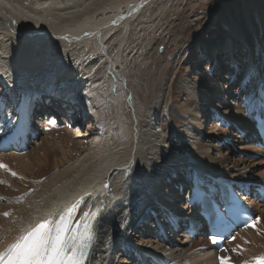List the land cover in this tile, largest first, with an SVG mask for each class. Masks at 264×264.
Instances as JSON below:
<instances>
[{
    "label": "bare ground",
    "instance_id": "bare-ground-1",
    "mask_svg": "<svg viewBox=\"0 0 264 264\" xmlns=\"http://www.w3.org/2000/svg\"><path fill=\"white\" fill-rule=\"evenodd\" d=\"M205 1L195 18L188 15L179 23L187 14L179 0H0V97L9 94L15 110L26 93L30 99L50 91L63 98L77 96L98 122L86 144L80 140L85 136L73 132L71 125L52 122L40 130L44 136L40 142L33 140L18 153L0 152V264H6L35 230H41L44 247L68 219L66 235L78 225V232L91 236L86 264H123L114 250L124 240L136 253L169 251L179 253L176 261L193 258L196 264H250L264 259V205L254 201L257 219L234 234L221 258L205 252L208 242L202 237H173L168 229L154 231L143 225L132 229L135 220L154 207L167 211L164 227L170 226L172 215L178 219L194 212L179 194L188 183L185 176L178 185L171 182L176 171L193 167L234 179L264 180L263 151L253 149L233 131L236 126L248 128L242 104L247 101L250 106L259 95L252 93L236 103L231 95L240 99L242 92H231V86L218 77L227 61L242 64L236 71L228 66L235 78L243 74L239 85L250 83L252 88L255 80L264 77V0L243 2L244 25L235 28L238 38L227 36L212 45L208 62L214 65L203 82L187 81L173 94L175 69L164 88L147 91L143 107L131 86L136 80L140 83L138 73L155 60L149 44L143 45L152 16L165 12L163 23L170 28L176 25L174 53L191 32L197 35L187 47L199 40L201 24L220 2ZM69 53H80L81 60L64 72L61 68L68 66ZM197 64L194 71L200 70ZM94 72L97 76H90ZM176 96H189L190 103L178 101L182 116H174L176 128L168 131L162 112L169 107L168 98ZM76 107L81 106L70 108ZM208 107L224 116L228 127L213 123L215 131L206 130L203 116ZM10 115L12 111L3 115V127ZM239 153L260 158L237 157ZM52 155L57 159L54 164ZM73 248L74 243L65 260Z\"/></svg>",
    "mask_w": 264,
    "mask_h": 264
},
{
    "label": "rangeland",
    "instance_id": "rangeland-1",
    "mask_svg": "<svg viewBox=\"0 0 264 264\" xmlns=\"http://www.w3.org/2000/svg\"><path fill=\"white\" fill-rule=\"evenodd\" d=\"M191 1H190V3H187V0L186 1L185 0H179V6H181V11L184 9L183 12L187 13L186 15L184 14L182 16L179 23L185 22V20L188 19V15L191 16L192 18H195L196 14H198L200 12V10H198L197 8L206 3L205 0H197V2L195 3L196 6H192L190 4H192L195 0H191ZM243 2H248V0H222V1L220 0V2L215 7L213 6L215 9H213V7L210 9V11H209L210 16L208 15L206 20H204L203 24H201V26L203 28H200V31L201 30L202 31H201V34L198 36L199 40H196L193 45L187 47L188 43L194 39L195 35H197L196 32H191L189 35H186V38H185L186 42H185V39L182 42H180V45L178 46L177 51L174 53H172V49H173V43L175 41V30L174 29H176V25L174 24V26H172V28H174V29H172V28H170V25L163 23L164 22L163 16H164L165 12H164V14L158 13L157 16L156 15L152 16L150 23H148L147 26L145 27L146 30H145V34H144L143 45H145L146 43L149 44L148 45L149 46V52H150L151 56L155 58V60H154V62H150L151 64L148 65L144 71H140L138 73L140 83L138 80H136V82H131V86L137 91V93L141 97L140 103H141L142 107L145 104L147 91L152 90V89L160 90V89L164 88V85L167 84L171 75L173 74V70H175V69L177 71V75H174L171 78V84H172L171 86H172V93L173 94H174L175 90H176V92L180 91L181 85L182 84L184 85L185 82L187 83V81H188V83H189V81L191 82L192 80L197 82V83H201V82H203V80L205 78L208 77L207 75H209V69H211V67H212V63H211V65H210V63H208L209 54H210V50H211L212 45L217 41H223L227 36L233 37L235 40H237V38H238L236 36V32H235L236 29L235 28L237 26L239 28H242V26L244 25V20L241 16L242 15V10H241L242 8L241 7L243 6ZM184 3H186V4L184 5ZM181 4H183L184 6ZM187 6H189L190 8L192 7L193 9L192 8L188 9ZM185 10L187 12H185ZM202 10H204V9H202ZM160 15H162V16L160 17ZM158 49L159 50L162 49V51L160 52ZM180 49H182V50H180ZM36 52H39V50L37 49ZM134 53H135V51H134ZM155 53H156V55H154ZM72 56L74 57V59ZM178 56H179V58L182 57L180 60L181 63L178 62V59H179ZM77 57H79V58L81 57L80 53H74V54L69 53L68 57H66L67 58L66 65H68V66H65V64H64L65 68H61V69H63L64 72H66L67 70H69L68 69L69 66L75 67L78 64V62L80 63V60H81V59H78ZM76 59H78L77 63L74 62ZM196 62H198L197 66L200 70L194 71L193 69L196 67L195 66ZM67 63H69V64H67ZM223 66L225 68L223 67V69L220 70L218 77H220L222 82H224L226 85H229L228 81L231 79L229 83L231 86L230 90L232 91L236 88V86H238L240 84V81L242 79L243 74H240L239 76H237V79H236L235 75L233 73L234 71H233V69L231 70L228 67V63L226 62L225 65H223ZM73 69H75V68H73ZM229 70H231V71H229ZM87 71L89 72V70H87ZM90 76H97V72L91 73ZM232 78L235 79L234 82H232L233 81ZM37 82H39V81H37ZM36 85H38V83ZM183 85H182V87H184ZM180 95L181 94H179L178 96H180ZM186 97H187V100H186ZM186 97L183 98L181 96L178 98L176 96L174 98H172V97L168 98L169 107H171V108L167 107L162 112L163 113L162 119H163L164 124L166 125L168 131L174 130V128H176L174 126V123H173V122H176L174 120V116H178V117L182 116L181 111L178 108V101L181 103V105H184V104L186 105V104L190 103L188 100L189 96H186ZM181 98H183V100ZM141 108H140V112L142 113ZM206 110H207V108H206ZM171 111H173V112H171ZM172 113H174V114H172ZM205 117L206 116H203V120H205ZM212 125L213 124H210L209 121H206L204 124V127L206 130L213 129ZM72 129H73V132H79V134L81 136H83L82 133H80V131H81L80 128H77V130H75V128L72 127ZM213 131H215V130L213 129ZM173 133L176 134V132H173ZM173 133H171V135H174ZM43 137L44 136L41 135L39 137L38 141L40 142ZM185 138H184V140L188 141V138H186V139ZM91 139L92 138L85 136L84 139H80V140L83 142V144H86ZM191 141H189L188 144H190ZM50 145H52V144H50ZM32 147H34V145H32ZM56 160H57L56 157L54 155H52L51 164H54L56 162ZM117 253H118L117 257L120 258L119 259L120 262H122L123 264L129 262L128 258L126 256L121 255L120 252H117V251L114 252L115 255H117ZM178 255H179V253H176V256H178ZM130 258L132 259V257H130Z\"/></svg>",
    "mask_w": 264,
    "mask_h": 264
}]
</instances>
